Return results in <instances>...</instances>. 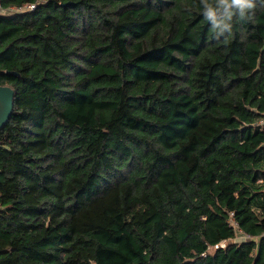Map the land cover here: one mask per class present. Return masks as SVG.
<instances>
[{
	"label": "trees",
	"instance_id": "1",
	"mask_svg": "<svg viewBox=\"0 0 264 264\" xmlns=\"http://www.w3.org/2000/svg\"><path fill=\"white\" fill-rule=\"evenodd\" d=\"M0 9V264H264V8Z\"/></svg>",
	"mask_w": 264,
	"mask_h": 264
},
{
	"label": "clouds",
	"instance_id": "2",
	"mask_svg": "<svg viewBox=\"0 0 264 264\" xmlns=\"http://www.w3.org/2000/svg\"><path fill=\"white\" fill-rule=\"evenodd\" d=\"M200 4L204 19L210 23L216 40L231 33L234 17L250 20L258 5L264 8V0H200Z\"/></svg>",
	"mask_w": 264,
	"mask_h": 264
},
{
	"label": "water",
	"instance_id": "3",
	"mask_svg": "<svg viewBox=\"0 0 264 264\" xmlns=\"http://www.w3.org/2000/svg\"><path fill=\"white\" fill-rule=\"evenodd\" d=\"M14 104V91L7 86H0V130L8 122Z\"/></svg>",
	"mask_w": 264,
	"mask_h": 264
},
{
	"label": "rangeland",
	"instance_id": "4",
	"mask_svg": "<svg viewBox=\"0 0 264 264\" xmlns=\"http://www.w3.org/2000/svg\"><path fill=\"white\" fill-rule=\"evenodd\" d=\"M15 12H16V10H11L9 12H5V11H2L0 9V13L5 14V15H12ZM236 230H237L236 238L231 241L232 243H241V242L247 240V238L245 237V235L241 231H239L238 229H236ZM213 250L214 249H212L211 251H213Z\"/></svg>",
	"mask_w": 264,
	"mask_h": 264
},
{
	"label": "built area",
	"instance_id": "5",
	"mask_svg": "<svg viewBox=\"0 0 264 264\" xmlns=\"http://www.w3.org/2000/svg\"><path fill=\"white\" fill-rule=\"evenodd\" d=\"M31 8H34V6H31Z\"/></svg>",
	"mask_w": 264,
	"mask_h": 264
}]
</instances>
